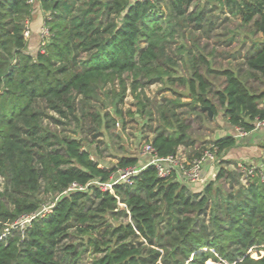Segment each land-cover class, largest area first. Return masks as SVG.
<instances>
[{
  "label": "trees",
  "instance_id": "obj_1",
  "mask_svg": "<svg viewBox=\"0 0 264 264\" xmlns=\"http://www.w3.org/2000/svg\"><path fill=\"white\" fill-rule=\"evenodd\" d=\"M30 1L0 0V264H264V170L245 174L225 159L236 137L199 143L188 121L209 120L205 108L248 134L264 121V0ZM35 3L50 37L31 54ZM216 11L240 22L245 52L198 44ZM153 85L173 97L150 98ZM130 123L160 157L215 151L214 177L195 191L149 166L103 191L94 183L139 164L101 162V138Z\"/></svg>",
  "mask_w": 264,
  "mask_h": 264
},
{
  "label": "rangeland",
  "instance_id": "obj_2",
  "mask_svg": "<svg viewBox=\"0 0 264 264\" xmlns=\"http://www.w3.org/2000/svg\"><path fill=\"white\" fill-rule=\"evenodd\" d=\"M215 16L218 15L220 17V24L217 29L212 33L211 37H207L205 34H202V37L199 39L198 44L203 47V50L207 52H210L213 47H216L217 49H220L222 51H232V53H236V51L245 52L246 48L249 47V43L245 42L243 43V36L245 35L242 32L241 26H239V21L237 19H232L230 16L229 20L225 23L221 24V22L224 20L225 14H222L220 11H216ZM225 28L233 29L236 31H233L235 33L234 42L231 46H227L224 42H219L216 40L217 34L226 35ZM224 39V38H222ZM189 45H193V41H189ZM194 46V45H193ZM194 51L197 52V49H194ZM203 51V52H204ZM221 59L224 60L223 57ZM230 59L235 62V59L230 57ZM183 72L186 73L185 69H182ZM179 75V74H178ZM126 97V105L125 108H131L133 103L135 104L136 101L134 97L129 93ZM145 93L150 98H156L158 101H160L163 97H173L170 92L161 91V85H153L149 88L145 89ZM183 102L189 101V98H183ZM186 109V108H185ZM132 110H135V108L132 107ZM137 118V117H136ZM193 117L188 119L192 123V135L194 137H197L199 143H208L210 140H213L214 138H219L222 136H235L238 139V145L234 147L233 149H230L225 154V159L228 160H236L238 162H246L247 164H251L254 166H258L264 169V154L263 158L256 156V150L252 148L253 144H250L248 142L256 141L255 138H250L251 136L249 134L243 136L241 135L235 128H233L231 125L228 124L226 121L223 112H219V114L216 117H211L209 120L204 121L203 123L194 122ZM117 129L115 131H119L121 129V123H119L116 127ZM141 128V127H140ZM137 124L130 123L127 126L126 131L123 135H121L120 138L116 137L115 134L113 136L108 137V135H105L103 138H101V141L103 143L101 144L100 149L102 150V159L101 162L103 165H110L111 163H115L117 161V158L121 157L124 154H131L134 156H137V152L140 150V145L143 141H145L146 138L139 134L141 131ZM249 135V136H248ZM248 143V144H247ZM254 143V142H253ZM257 144V143H255ZM245 150V151H244ZM244 151V152H242ZM235 158V159H233ZM214 166L211 174V179L214 177L215 173L218 170L217 163L212 164ZM211 166V167H212ZM209 180H205L203 176V181L196 182L199 184V186H203L206 184ZM185 183L193 184V182L185 181ZM26 220H22L20 222V225H25ZM84 258L88 260L90 258V253H85Z\"/></svg>",
  "mask_w": 264,
  "mask_h": 264
},
{
  "label": "built area",
  "instance_id": "obj_3",
  "mask_svg": "<svg viewBox=\"0 0 264 264\" xmlns=\"http://www.w3.org/2000/svg\"><path fill=\"white\" fill-rule=\"evenodd\" d=\"M30 3H34V1L31 0ZM30 34H31L30 28L28 25L24 32V37L26 38V40L30 38ZM49 37H50V33L48 28L45 25L42 26L40 29L39 49L43 45H45ZM260 127H264V121L256 123V128H260ZM236 130L243 136L248 134L239 128H236ZM137 157L142 161L141 164L139 163L133 167H128L126 169H121L115 172L114 174H112L110 179L105 183L95 182L94 184H97L103 191H108L112 189L115 185L123 184V185L132 186L133 180L141 173L143 169L149 166H153L156 169L158 176L161 178H172L174 175H176L179 180H185L196 183L203 181L204 166L207 164H214L217 162L215 151H212L211 149L206 150L201 158L193 159V160L188 159V157L182 153L175 156L160 157L157 154L153 145L150 142H146V141H143L141 143ZM242 163L243 162H239L238 167L245 174H251L253 169L258 167L251 165L253 168L248 169ZM75 190H85V188L77 184H73L67 190V192L69 193ZM52 206L53 204L45 205L41 208L40 211L33 213L31 215L21 217L16 222V225H19L21 227H26L31 223L33 219L38 217L40 218L46 217L50 213ZM22 220H26L25 225H20V222Z\"/></svg>",
  "mask_w": 264,
  "mask_h": 264
},
{
  "label": "crops",
  "instance_id": "obj_4",
  "mask_svg": "<svg viewBox=\"0 0 264 264\" xmlns=\"http://www.w3.org/2000/svg\"><path fill=\"white\" fill-rule=\"evenodd\" d=\"M44 16L45 15L42 12V10L40 9L39 4L35 3L33 18L31 20V22L29 23V28H30L31 34H30V38L27 39V41H28V52L31 54H35L40 47V29L42 26H44ZM249 135L251 136L250 138H255L256 141H253L254 143L253 142H248V143L253 144L252 148L254 150H256V151H254L257 154L256 156L263 158V154H264V127L254 129L251 133H249ZM222 137H225V136H222ZM255 143H257V144H255ZM244 151H242V152H244ZM137 155H138V152H137ZM233 159H235V158H233ZM233 161H236V160H233ZM141 162L142 161L140 160L139 163L141 164ZM211 166H212V164H207L204 166L203 176H204L205 180L211 179V177H210L212 174L211 170H213V168H214V166H212V167ZM189 185H190V188L192 190L194 189L195 191H199L203 187V186L200 187L198 183H195V185H193V184H189Z\"/></svg>",
  "mask_w": 264,
  "mask_h": 264
},
{
  "label": "water",
  "instance_id": "obj_5",
  "mask_svg": "<svg viewBox=\"0 0 264 264\" xmlns=\"http://www.w3.org/2000/svg\"><path fill=\"white\" fill-rule=\"evenodd\" d=\"M205 109L208 110V112H209V116H210V117H213V113H212L211 109H210V108H205Z\"/></svg>",
  "mask_w": 264,
  "mask_h": 264
}]
</instances>
